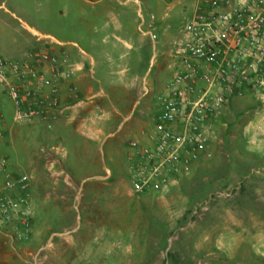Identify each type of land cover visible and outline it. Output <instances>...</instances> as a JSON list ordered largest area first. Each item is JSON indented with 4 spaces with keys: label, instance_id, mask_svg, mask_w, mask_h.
Returning a JSON list of instances; mask_svg holds the SVG:
<instances>
[{
    "label": "rangeland",
    "instance_id": "1",
    "mask_svg": "<svg viewBox=\"0 0 264 264\" xmlns=\"http://www.w3.org/2000/svg\"><path fill=\"white\" fill-rule=\"evenodd\" d=\"M195 2L0 0L9 10L0 7V22L12 25L0 27L1 38H21L22 20L85 49L94 36L116 68L131 70L89 76L92 113L78 119L97 125L79 130H100L97 151L85 137L46 134L58 125L14 122L3 96L0 151L31 176V199L27 217L0 220V264H264V89L225 90L228 101L207 121L209 142L188 170L169 173L161 192L132 187L130 142L146 143L153 131L174 75L172 44Z\"/></svg>",
    "mask_w": 264,
    "mask_h": 264
},
{
    "label": "built area",
    "instance_id": "2",
    "mask_svg": "<svg viewBox=\"0 0 264 264\" xmlns=\"http://www.w3.org/2000/svg\"><path fill=\"white\" fill-rule=\"evenodd\" d=\"M43 37L62 44L51 35ZM171 56L174 75L160 97L149 142L138 137L130 142L128 169L136 193L161 192L169 173L188 170L209 142L207 121L228 101L225 90L263 85L256 74L264 71V0H196ZM81 69L50 48L23 60L0 57V89L15 104V121L39 122L49 111L65 108V85L72 105L81 102L72 82ZM30 199L31 176L12 169L0 151V220L27 217Z\"/></svg>",
    "mask_w": 264,
    "mask_h": 264
},
{
    "label": "crops",
    "instance_id": "3",
    "mask_svg": "<svg viewBox=\"0 0 264 264\" xmlns=\"http://www.w3.org/2000/svg\"><path fill=\"white\" fill-rule=\"evenodd\" d=\"M0 7H4V9L8 10L7 5L5 3H2ZM11 13L16 18H19L14 12H11ZM22 22L24 24L23 29L27 32L21 38H14V39L9 40V39H4L0 37V57L10 59V60H23L31 52H34L36 50H40L43 48H50L54 50V52L57 53L62 59H65L68 62L78 64L79 66L82 67L81 70L77 71L72 82L74 83L75 86L76 85L81 86V88L85 90L86 94L87 93H90V94L85 97L88 101H81L78 104L72 105L73 102H71V98L69 97L70 91H69L68 85H65V88L63 91V101H62V106H65V108H62L61 110H51L47 113V116L45 119L39 122L30 123V124L29 123H18L15 121L14 119L15 104L13 103L14 122L18 124H22V125H28V126H31V125L32 126H35V125L44 126L46 129H48V131H53L54 127L58 125L59 128H61L59 133L49 132L46 134L51 135L52 137L53 136L59 137V136L66 135L70 139L71 137H73V140H77L80 137H85L93 141L92 145H90L91 146L90 151L93 150V147H95V150L97 151L100 147L97 145V141H99L98 137L100 136L99 134L100 130L95 129V131H93L92 133L84 132L85 134H83L79 130V129H88L87 122H89L91 125H93L92 122H95L94 125L95 124L97 125L96 123L97 121H94V119L89 118L87 122H82L81 119L79 120L78 118H74L76 114H80L83 116L84 114L91 112L93 108L94 99L92 100V98L96 94L93 93L92 91L94 87L91 84L93 83L92 79L94 78L90 74L91 73L93 74L94 72H112V73L121 72V71L128 72L131 70L128 67L122 68L120 70L116 68V65L112 59V53L110 49L100 48L98 41L96 40V38H94V36H91L90 39L87 41L88 43L87 49H85L84 47H80L77 44V42L61 41L53 36L56 40L62 43V44H59V43L52 42L51 40L43 37L45 35H51V34L39 31L35 26L29 24L26 20H22ZM0 27L3 29H9L12 27V25L8 21H2L0 22ZM69 46L74 47V48L79 47L77 50V53H73L71 48H69ZM170 61H171L170 67L173 69V66L175 63L173 57L172 59H170ZM89 76H91L92 79L89 78ZM256 77L258 80L263 81V85L260 86L259 88L264 89V72L256 74ZM89 83L91 84L88 85ZM3 96H5V94H3L0 89V98L2 97L1 100L3 99ZM69 102L71 103L70 105L72 106L68 105ZM67 106L69 107L66 108ZM0 119H4V115L2 113H0ZM153 127H155V125ZM152 132H150L148 135H151ZM90 135H91V138H89ZM1 137H2V134L0 136V143H1ZM149 139L150 138H148V140ZM80 145L83 146V143Z\"/></svg>",
    "mask_w": 264,
    "mask_h": 264
}]
</instances>
